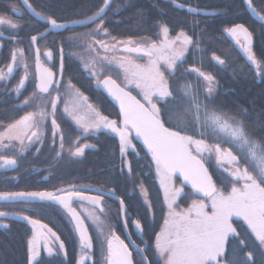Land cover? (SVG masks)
<instances>
[{
	"label": "snow or ice",
	"instance_id": "1",
	"mask_svg": "<svg viewBox=\"0 0 264 264\" xmlns=\"http://www.w3.org/2000/svg\"><path fill=\"white\" fill-rule=\"evenodd\" d=\"M22 3L32 16L46 23L44 32L39 34L44 38L46 34L61 29L69 28L66 23L50 15H43L36 11L29 0H22ZM111 0H103V5L93 15L85 20L73 22L81 25L96 24L93 31L85 34H73L69 36L68 44L70 46H80L78 42L90 41L86 48L90 52H96L97 55L85 63V70L89 71L92 77L97 79L98 85H103L108 95L119 105V119L110 120L102 115L91 104L87 103L88 98L83 96L78 90L74 95V103L65 105L64 112L68 113L82 129L83 134H94L100 130H106L119 137L120 154L122 158L128 155V150L136 152L133 143V136L140 140L147 153L151 155V161L155 165L156 176L159 178L161 188L164 192L165 203L168 208L161 230L156 233L152 248L156 256L163 264H256V258L252 251L246 252V259H239L235 252L229 255L228 246L233 240L238 242L239 246L247 247L248 241L237 231V227L246 225V232L250 233L257 242L261 264H264V139L254 137L247 130L243 119H237L235 114L225 112L215 103L217 87L214 75L207 74L198 68H191L187 71L198 73L199 77L205 82L203 92L201 93V84L199 80L193 85L186 82L180 85L179 98L174 91L165 71L175 76L181 64L184 62L185 51L189 45L195 44L199 51V41H194L193 37L181 30L175 38H169V27L166 24H160V36L163 38L159 42L133 44L129 39L126 42L117 41L112 37V42L106 41L109 36L108 29L104 26L103 14L110 6ZM172 3L179 8L183 4H177V0ZM246 10L254 15L259 21L264 22V9H258L253 0H243ZM196 8L188 7L189 13H196ZM12 12L16 15H22L17 8ZM99 20V23L96 21ZM0 25H8L13 31L18 30L19 25L4 16H0ZM225 31L233 38L235 43L243 50L249 64L256 69L258 76H264V62L259 60L252 50V33L243 24L237 23ZM4 34L0 31V37ZM7 39H15L9 36ZM38 36L31 37V43L35 47V65H36V83L35 90L31 96L25 98L18 109L23 110L24 106L35 105V111H26L19 120L9 125L3 132H0V147L15 148L12 143L17 141L20 148L17 151L20 154L33 143V138L40 139L43 135L41 125L51 116L53 137L60 130L56 120L58 111V102L60 100L59 87L61 80L53 78L54 74L41 63V51L37 45ZM121 45L120 51L126 53H136L148 58L147 64L137 63L135 60L120 56L119 58H109L107 55H99L98 48L107 53L110 49L115 50L117 45ZM63 53V47H61ZM43 55L52 58L50 50L44 51ZM213 60L221 66L225 60L213 55ZM29 58L26 57L24 49L14 47L10 53V62L5 68H0V81L7 82L14 75L19 66H23L24 75L15 86L14 91L22 94L21 90L25 87V81L29 76ZM116 62L119 69L124 74V79L128 85H134L139 89L142 99H138L131 91L126 90L117 81L110 76L103 80L99 79L96 71L98 63L103 71V62L109 65ZM180 62L178 64L177 62ZM53 85H57L53 88ZM74 86L71 81L67 85V90L71 93ZM52 91H57L56 96H52ZM201 95L204 100H201ZM83 101L84 103H79ZM51 112L48 111V106ZM86 105V107H85ZM167 107V113L163 109ZM183 108L184 114L179 115V109ZM83 111V114H80ZM241 114H246V109L239 110ZM167 114L168 120L163 116ZM176 120L174 126L172 121ZM191 127V131L189 128ZM264 128V125H261ZM30 132V134H29ZM209 136L212 140L209 141ZM25 139L28 144L25 143ZM61 149H63V136L61 135ZM79 139V137H77ZM7 141V143H5ZM87 144H78L73 142L69 151L72 156H82ZM39 151V149H37ZM211 156L214 152L216 162L220 168L227 173L230 178L231 190L225 194V191L218 189L205 166L204 153ZM61 156L60 152L56 153ZM137 155L139 153L137 152ZM16 159L0 155V167L15 166ZM227 164L228 167L224 168ZM127 167L131 174V167L128 163H123L121 172ZM178 174V176H177ZM174 178H176L174 180ZM180 182V186H176ZM186 185H190L191 193H185ZM141 194L147 202V192L143 185L140 186ZM95 195L85 196L83 189L72 186L64 197L54 195L52 192H0V202H23L33 204L36 202L53 201L61 205L71 217L74 223L75 232L79 236V247L81 249L80 258L76 264H85L90 259V253L93 249L92 238L88 235V228L85 227V221L81 218V213L72 207L73 197L80 201H87L98 209V214L86 212L85 215L96 225L98 233V243L104 253L105 264H133L129 245L120 239L111 225L106 227L109 231H104L105 206L102 201L104 193L100 189L95 190ZM109 196L115 193L109 190ZM184 195L192 197L191 204L186 209H180L177 203L178 198ZM202 197V198H201ZM43 207L42 203L37 204ZM120 212L127 216L125 201L120 200ZM10 215L23 219L33 225V237L28 241V264H34L40 255L41 240L44 241V251L49 256L53 255V248L49 246L48 237L36 231L37 220L29 216H20L16 213L0 211V217ZM106 218V217H105ZM233 218H236L235 220ZM242 221L240 225L238 222ZM135 228L142 232V226L139 221H133ZM237 224V227H234ZM127 226V225H126ZM41 227H46L42 225ZM0 228H8L7 224H0ZM51 236L56 233L51 228L47 229ZM130 239V237H129ZM106 246V251H105ZM133 246H135L133 242ZM64 244H59V252L64 251ZM137 251L146 253L147 248H139ZM144 264H152L150 257H142Z\"/></svg>",
	"mask_w": 264,
	"mask_h": 264
},
{
	"label": "trees",
	"instance_id": "2",
	"mask_svg": "<svg viewBox=\"0 0 264 264\" xmlns=\"http://www.w3.org/2000/svg\"><path fill=\"white\" fill-rule=\"evenodd\" d=\"M63 1L64 5L65 2L69 0ZM84 1L87 5V3H90L92 0ZM203 1H207L209 5H213L217 0H177V4L184 5L183 8H179L174 5L172 3V0H112V5L107 9L106 13L103 16L105 22L104 26L108 29V32H110V34L115 35L117 39H131L134 43H142V39L145 38H152L156 40L157 36L160 34V24H166L169 27V33L172 36L177 32L183 30L188 35L192 36L194 41L198 40L199 51L197 50V46L195 44L188 46V64L190 66H194L195 68L200 69L201 71L207 74L214 75L217 87L215 101L218 99L216 105L220 106L225 112L235 114L237 119H243L247 130L252 133L254 137L264 139V128L261 127V125H264V76H260L258 81H256L255 79H249L253 83L252 86L238 85L240 84L239 82L244 81L249 76V62L247 61L244 65H240V60H238V67H236L235 62L233 60V57H235V51L227 57H225L223 54L217 56L215 55V53L218 54L220 49H222L220 42L219 45L215 48L212 47V44H209V41H211L212 43L214 39L216 40L217 38L213 34V32H211V27L208 25V21L210 20L214 24V21L218 20L222 26L221 28H216L215 30L219 32L220 39H223V37L226 39V31H224V27H229L236 23H244L243 21H241V18L248 16V11L246 10L245 4L243 3V0H239L238 7L235 8L233 5H231L233 0H222V10L220 12L212 13L213 11L210 12L209 8H205L203 10L208 9V14H202L199 13V10H202L199 4ZM29 2L37 11L41 12L43 15H50L60 22L64 20L69 21L82 19L87 15L94 13L96 10L98 11L99 9V7L94 10H91L92 8H89L85 11L87 13H67L63 12L60 9L59 4L56 7H53L52 9L48 10L41 6V0H29ZM263 2L264 0H253L254 5L258 9H264ZM189 6L192 8H196L198 11L196 13H189ZM13 8L19 9L22 15L18 16L13 13ZM0 16H4L19 25L18 30L15 31L10 29L8 25H0V29L4 33V35L8 32H12V36L16 35L22 40L26 38L24 34L27 35V37L33 36L42 32L46 27L45 23L35 20L28 12H26L19 0H0ZM96 23H99V20ZM95 27L96 24H91L89 27L69 28L68 31H70L71 33H78L79 31L90 32L93 31ZM259 27V30L250 27L249 29L251 30V33L254 38L253 49L259 55H257V58L264 62V35L261 33V31H264V26L259 25ZM49 37L50 36H47L41 40L42 45L39 41V45L41 48L48 47L47 45H45V42ZM68 37H66V43H64L66 52L70 51L69 54H72L73 56H78L80 55V48L87 50V44H83L84 47H78L76 45L70 46L68 44ZM226 40L227 42H229L228 39ZM2 45L3 46L0 51V68H5L4 66L8 62H10V53L14 46L12 44L11 39L3 41ZM26 46L28 52L25 51V55L27 56V54H30L31 51L30 47L28 45ZM93 55L94 53L89 51V54L87 55L88 59L86 62H88L90 60V57H92ZM208 55H215L220 59L225 60V64L221 66L215 60L205 61L204 59L199 62L200 59L205 58ZM85 63H80V67L78 66V64H76L75 67L86 74L87 71L85 70ZM178 64H180V62H178ZM216 68L221 69L222 75L216 73ZM96 70L99 71L97 67ZM107 72L108 71H106V73L104 74H107ZM228 77L232 78L230 80L234 82L236 86L232 91H227V93L224 94L223 91L226 90L227 80H229ZM198 80L201 84V88H203V85L205 83L203 81V78L199 77L198 74L194 72H188L185 79L182 78L177 79L175 81L177 84H180V82L188 81L195 85ZM8 86L10 87V81H0V127L9 126L10 123L14 122L15 119L19 117L20 113L19 109L14 110L12 108V103L8 99L9 96L2 95L3 88H7ZM127 88L132 90L134 93L136 92L135 88L133 87L129 86ZM221 95L225 96L220 97ZM240 109H246L247 116L246 114H241V112L239 111ZM208 140L211 141L212 138L209 137ZM133 143L136 147V152H133L131 149H129L127 156L129 160V165L131 167V172H133L135 177L137 178L142 173H145L146 169L148 168H138V166L134 164L133 160L140 154L143 155L148 161L150 166V168H148L149 170H155V167H153L152 162L150 161L143 147L137 145L134 139ZM137 152L139 153V155H137ZM204 158L205 164L207 165L211 175L213 176L218 186V189L225 191V193L229 192L232 186L230 183V178H228L227 173L224 172L217 164L215 153L213 152L210 156L209 153L205 152ZM17 162L19 165L18 167H26L23 166L22 161H20L19 159L17 160ZM34 162L35 161L30 160L29 165H33ZM227 167L228 165L225 164L224 168ZM22 175V173H19L18 177L20 178L22 177ZM20 182L21 181H18V186L21 185ZM178 183L180 184V182ZM8 186L9 183L7 180L4 181L3 179L2 181H0L1 192L12 191L10 186ZM36 186V184H28L29 189L35 188ZM17 188L23 189V185L22 187ZM185 190L187 191V193H191V190ZM149 191L153 192V190L151 189H149ZM37 204L39 203L31 205L36 207L41 212L48 211V216L49 218H51V207L49 205L46 206L45 203H42L45 206L38 207ZM183 205H186L185 201H183ZM24 206V203H0V211H21L24 213L26 212L24 210ZM26 213L33 217L34 220L36 219L38 221L46 223L53 229L55 227L59 228L60 232L63 233V236L66 237V241L63 242L65 245L67 262H64V264H75L72 258H74L75 254L78 253V245L73 237L72 232L68 229L66 230L63 227L62 223L64 219L61 216L57 215L56 212V222L54 220L52 222L51 219L46 218L40 212ZM5 222L8 225V228H0V246L7 242H14V245L10 247V245H12L10 244L8 245V247H6V249L0 251V264H19V262L21 263V260L23 259V257L19 256L20 251L25 248L26 244L28 243L31 237V233L25 226V224L15 222L13 223L12 221ZM237 231L243 238L248 241V246H239L238 242L233 240L232 243L228 246L229 255L235 252L237 257L243 260L246 259V252L252 251L256 258V264H261L262 257L260 256V251L257 242H255V238L251 236L250 233L246 232V225H243L242 227H237ZM68 234H71V236H68ZM2 256L4 257L3 259ZM59 258L60 257H58V255H54L52 257L42 256L39 259L40 262L37 264H60Z\"/></svg>",
	"mask_w": 264,
	"mask_h": 264
},
{
	"label": "flooded vegetation",
	"instance_id": "3",
	"mask_svg": "<svg viewBox=\"0 0 264 264\" xmlns=\"http://www.w3.org/2000/svg\"><path fill=\"white\" fill-rule=\"evenodd\" d=\"M80 33V32H78ZM78 33H72L77 34ZM88 33V32H86ZM85 34V33H81ZM37 35V34H36ZM71 34L63 33L60 34V32H50L46 36H50L46 40V44L51 52L54 53H61L58 50L56 51L55 48L62 47V45L66 42V37L70 36ZM15 39H11L12 44L14 47L21 46L22 49H26V45L28 44L31 46L32 53H33V45L31 43V37L24 34L26 37L24 40H22L20 37L13 35ZM41 38L38 39V42ZM129 39H117V41L126 42ZM107 42L111 43L112 40L106 39ZM90 41H83L78 42L81 47H84L83 44H88ZM38 46V45H37ZM121 45H117V48L115 50L110 49L107 53H104L102 49L98 48L99 55H107L109 58H119L120 56H123L125 53L120 51ZM80 55L73 56L72 54H64L66 51L61 54L63 55H57L56 59L61 60L62 62L72 65L78 64L80 67V63H85L88 59L87 55L89 54V51L80 48ZM41 53L42 50H40ZM94 56L97 55L96 52H93ZM34 55V54H33ZM35 56V55H34ZM90 57V59L92 58ZM43 60V59H42ZM115 66V67H114ZM117 64L115 61L111 65H109L107 62H103V71H101V65L100 63L97 64V68L99 71H97L98 75L101 76V79L105 77L106 71H109L111 69L116 68ZM50 71L54 69V65H49L47 67ZM164 70V69H162ZM165 71V70H164ZM74 72V73H73ZM66 73L62 76H58L57 78L61 80L62 78V85L59 87V96L60 100L58 102V111L56 113V120L57 124L59 125L60 130L64 134H62L63 138L67 140L68 143L73 142H79L82 144L90 143L93 145V149L90 150H84V154L78 158V160H75L71 166H68L67 168H62L54 163V159L57 152H64L67 153L68 149L66 146L61 149L60 144L58 143V137L59 135H55V140L49 144V137H53V132L51 131V116L49 115L48 118L44 121V123L41 125V131L43 132L42 137L44 138V141L42 142V145H37L35 141L33 140V143L25 150V158L22 161L23 166L29 167L32 170H35L39 168V166L46 165L47 173L41 174V175H34L33 171L28 173H22V177H18L19 173H7L4 177V181H8L10 188L12 189V192H20V191H46V192H53L54 190L58 189L56 188V183H63L64 187L67 188V192L70 191L72 186H75L77 188L83 189L85 196L95 195V190L100 189L102 193H104V199L102 201L103 205L105 206V216H102V219L104 220V231L107 233L109 229L106 227L107 225H111L112 230L116 232V234L120 237V239L124 240L126 244L129 245V251L131 253V258L133 261V264H144V261L142 260V257L144 255H147L150 257V260L152 264H163L162 261H160L159 257L155 255L154 250L152 248V244L155 240L156 233L159 232V229L162 226V223L164 222V216H165V209H163L162 201H163V195L161 192V187H159L158 190L150 192L149 188H144L147 192V202L145 201V197L140 193H137L135 195H127L126 189L129 186V183L127 182V179L122 175L124 172H127L125 169L128 170L127 167H124L123 172H121V168L123 163H128V156L125 158L120 157L119 159H115V163L113 164V167H110V158L113 153L112 148V141H115L116 146H120L119 144V137L116 136L113 133H110L106 130H100L94 134H87L83 136L82 138L76 139L74 136L77 134L76 130L72 128L73 122L64 114L63 110L65 108V105L69 104V101L65 98L63 93L61 92V89L63 87L67 88V85L69 81H71L74 88L72 89L71 93L75 94L76 90H78L80 93L83 94V96H86L88 98L87 103L91 104L96 110L102 114L107 116L110 120H113V110L110 106V102L106 99V95L101 91V88L98 84H96L93 80H87L89 85V89H83L81 85L79 84L80 80H84L83 78L89 77V73H84L80 69L77 68L76 71ZM166 73V71H165ZM22 77V72L15 71L14 75L9 78L8 81H10V87L15 88V86L19 83L20 78ZM118 80V79H116ZM121 86H124L126 88V85L123 83V81H117ZM184 84V82H180V84H177L176 81H171L170 85L172 89L175 91H178L180 85ZM35 86L32 83V81H27L25 83V87L21 90L22 94L14 95V97L11 98L12 107L17 108L18 106L22 105V102L25 100V98L31 96L33 93ZM87 94H90L88 96ZM57 91L52 94V96H56ZM137 97L139 99L140 96L137 94ZM34 105V104H33ZM31 106H24L23 110H20L18 119H15L16 121L19 120L23 115H25L26 111H35L36 108ZM167 107L163 109L165 113H167ZM51 112V111H49ZM179 115L184 114L183 108L179 109ZM163 119L165 121L168 120V115L165 114L163 116ZM16 121L12 122L11 124L15 123ZM177 121L173 120L172 124H166V126H174ZM10 124V125H11ZM191 127L189 128V131H191ZM105 140L108 143L107 148H101V142ZM25 143L28 144V141L25 139ZM15 144H18L15 141ZM39 149V151H37ZM86 149V148H85ZM147 153V152H146ZM3 155L7 156L8 158L18 159V157L12 156L11 153H4ZM148 157L151 158V155L147 154ZM30 160L35 161L33 165L30 164ZM17 161V160H16ZM152 162V161H151ZM153 163V162H152ZM143 166H138V168H142ZM148 167V166H147ZM145 167V168H147ZM74 168L79 174V178H76L75 180H72L70 177V171ZM84 168H90L91 172L89 175H85L83 172ZM150 168V166L148 167ZM116 173L117 175H121V182L114 185V187L109 188L108 186H104L101 183H108L111 182V179L109 174L110 173ZM150 171H146L145 173H149ZM18 181H21V185H17ZM141 180L138 179L136 182H140ZM36 184V188L29 189L28 184ZM17 188V187H22ZM8 186V187H9ZM109 190L114 191V196H109L107 193ZM66 192V193H67ZM65 193V194H66ZM123 199L125 201V209L127 212V216L122 214L120 212V200ZM76 204V203H75ZM78 207L85 209L90 212H94L98 214V209H94L91 204H89L87 201L85 203H80L77 205ZM30 206H24V210L28 211ZM162 209V210H161ZM27 214V213H24ZM106 217V218H105ZM133 221H139L143 231L140 232L135 228V225L133 224ZM63 227L67 230H70L67 222L63 221ZM91 223L88 225V230L90 231L92 237L94 236V233L96 234V237H98V234L96 233L97 230H93L92 227H90ZM127 225V226H126ZM71 231V230H70ZM94 231V232H93ZM130 237V239H129ZM94 247L93 252L98 251L100 245L98 243V240L92 238ZM133 242L135 246H133ZM137 246L139 248H147L148 251L146 253H141L137 251ZM106 247V246H105ZM106 251V250H105ZM91 253V254H92ZM91 256V255H90ZM85 264H105V259L102 258V260H99L98 255L92 254V257L88 260H86Z\"/></svg>",
	"mask_w": 264,
	"mask_h": 264
},
{
	"label": "bare ground",
	"instance_id": "4",
	"mask_svg": "<svg viewBox=\"0 0 264 264\" xmlns=\"http://www.w3.org/2000/svg\"><path fill=\"white\" fill-rule=\"evenodd\" d=\"M135 1H142V0H135ZM63 2H64L63 0H60V1H57V0H41L40 3H41V6L42 7L46 8L48 10L52 9L53 7H56L59 4L60 9L63 12H67V13H72V12L73 13H76V12L87 13V12H85L87 9L92 8L91 10H94V9H97L98 7L100 8L103 5V0H92L90 3H87V5H86V2L84 0L83 1H79V0H69V1L65 2L64 5H63ZM238 4H239V0H233V2H232L231 5H233L235 8H237L238 7ZM111 5H112V3L110 4V6ZM221 5H222V0H217L213 5H209L207 3V1L200 2L199 6H200V8L202 10H199V13L208 14V11H207L208 9L203 10L205 8H209L210 9V12L213 11L212 13H214V12H220L222 10L221 9ZM263 7H264V2H263ZM94 13H92L90 15H87L86 17H84L82 19H78V20H74V21H77L78 22V21L85 20L87 17L93 15ZM247 14H248V16H246L244 18H241V21H243L244 23H240V24H243L248 29L250 27V28H256L258 30L260 28L259 25L260 26H264V22L259 21L250 12H248ZM69 21L70 22H73V20H69ZM58 22H60V21H58ZM67 22H68V20L67 21L64 20L61 23H67ZM90 25L91 24H89V25H81V24H78L77 23V25L74 26V28L89 27ZM208 25L211 27V32H213V34L218 39V40L217 39L216 40L214 39V41L212 43H211V41H209L210 42L209 44H212V47L215 48L216 46L219 45V42H220V44L222 46V49H220L219 53L218 54L215 53V55L218 56L220 54H223L225 57H227V56H230L235 51V57H233V60L235 62L236 67H238L237 66L238 60H240V65H244L247 62L246 56H245L243 50L241 49V47L235 43V41L233 40V38L231 36H229L227 32H225V37H226V39L229 40V42H227V40L224 37H223V39H220L219 32L215 30L216 28H221L222 25L220 24V22L218 20H216V21H214V24H213V22H211L209 20L208 21ZM232 26H229V27H232ZM229 27H224V31H225L226 28H229ZM68 30H69L68 28L67 29H61L59 32H60V34H63L65 32V33H68V34L73 35ZM249 31L251 32L250 29H249ZM79 32L80 33H78V34L86 33V31H84V32L79 31ZM108 33H109V36L106 37L105 39H109L110 40L112 37H115L116 38L115 35L110 34V32H108ZM177 33L173 35L174 36L173 38L176 37ZM261 33L264 35V31L263 32L261 31ZM12 34H13L12 32H10V33L8 32L5 35H3L2 37H0V51H1V48H2L3 41L9 40V39H7V37L12 36ZM159 37H160V34L157 36L156 39H158ZM42 39L43 38L40 39L41 45H42V41H41ZM116 40H117V38H116ZM143 43H144V41L142 43H134L133 42V44H136V45L143 44ZM253 44H254V38L252 37V50L255 53L256 57H257L258 54H257V52L254 51ZM37 45L40 48V50H42V48L40 47L39 43ZM62 47H63V51L65 52L66 51L65 44H63ZM46 50H50V49L49 48H45V49L42 50V52L44 53V51H46ZM55 50L56 51L58 50L59 52H61V47H59V48L56 47ZM27 52H28V50H27ZM69 52L70 51H68V52H66L64 54H68ZM43 53H41V63L43 65V67H48L49 65H52V66L54 65V69L52 70V72L54 74V76H53L54 79L59 80L57 77L58 76H62L63 73L66 74V73L73 72V71H76L77 70V68L74 65H72V64H69L68 65L67 63L62 62L61 60H57L56 59V54L57 53L52 52L53 55H52V58L51 59H49L48 57H45L43 55ZM123 53H125L123 56L128 57V58H131V59H134V58L148 59L147 57H144L142 55H138L136 53H126V52H123ZM58 54L59 55H63L61 53H58ZM26 57L29 58V61H28L29 69L28 70H29V73L30 74H29L28 78L26 79L25 83L27 81H32V83L35 86V83H36V79H35V75H36L35 56L34 55L27 54ZM187 58H188V50L185 51L184 57L182 58V60L184 62L179 67V69L176 72L175 76H172L170 73H168L167 70L164 69V66L163 65L161 66V68L166 71V73H165L166 74V79H168L169 82L174 81V80H177V79H182V78L185 79V77L187 76V73L190 72V71H187V70H189V69H191V68L194 67V66H190L188 64V59ZM203 59L205 61H208V60L214 61L212 55H208L205 58L200 59L199 62H201ZM5 71H6V67H5ZM15 71L22 72V76L24 75V68H23L22 65L19 66ZM87 73H89V75H91L90 74V71H87ZM122 73L123 72L119 69V67L116 66V68L109 70L107 72V74H105V77L110 76L113 79H117L118 77H120L122 75ZM216 73H218L219 75H222L221 69L220 68H216ZM98 76H99V79L100 80H103V79H101V76L100 75H98ZM259 77L260 76L257 75L256 69L250 65L249 66V76H248V78H246L242 82H239L240 84H238V85H240V86L241 85H244V86H252L253 83L250 80L255 79L256 81H258ZM228 78H229V80H227L226 90L223 91L224 94L227 93V91L228 92L229 91H232L235 88V86H236V84L230 80L232 78L231 77H228ZM83 79L84 80H80L79 81V84L81 85V87L83 89H86V90L89 89V85L90 84H88V82H86L87 80H89V81L90 80H93L97 84V79L95 77L90 76V77H85ZM186 82H188V81H186ZM186 82H184V84ZM52 87L53 88H56L57 85H53ZM99 87L101 88V85H99ZM34 90H35V88H34ZM34 90H33V92H34ZM200 91L202 93L203 92V88H201ZM54 92L55 91H52V94H54ZM61 92L63 93V95L65 96V98L69 101V104L71 106L75 102L74 101V95L75 94L69 93V91L65 87H63L61 89ZM176 92H177V96L179 98V91H176ZM2 95L9 96L8 99L11 101V98L14 97V95H19V94H17V92L14 91V88L8 86L7 88L6 87L3 88ZM87 95L90 96V94H87ZM139 96L142 99V97H141L140 94H139ZM223 96H225V95H221L220 97H223ZM106 99L110 102L109 104L112 107V110H113V120H118L119 119V107L116 105V103L114 101H112L111 97H108L107 96ZM200 99L201 100H204V96L201 95ZM217 100L215 101V103L217 102ZM79 103L83 104L84 102L83 101H80ZM33 107L36 108L35 105H33ZM85 107H86V105H85ZM12 108L14 110L15 109H18V107L17 108L12 107ZM48 111H51L50 105L48 106ZM97 111H98V109H97ZM63 112H64V110H63ZM64 114L73 122V125L74 126H72V128H74L76 130V133H77L74 136V138L77 139V137L82 138L83 136H85V134H83L82 129H80L78 127V125L76 124L75 120L70 115H68V113L64 112ZM80 114H83V111H81ZM246 116H247V114H246ZM50 123H51V121H50ZM51 131L53 132V130H52V124H51ZM29 134H30V132H29ZM62 134H64L62 132V130H59L56 133V135H59V137H58V143L60 145H61V139H60V137H61ZM132 136H133V139H135V141H136L137 139L135 138L134 134H132ZM33 140L35 141V143L37 145L40 146V145H42V142L44 141V138L41 135L39 140H36L35 138H33ZM54 140H55L54 137H52V138L49 137V144H51ZM5 142H7V141H5ZM12 143L15 144V141H13ZM76 143L82 144V143H79V142H76ZM63 144H64V146L67 147L68 152L67 153L60 152L61 153V156L60 157H57V155H56L55 156L56 159H54L55 160L54 163L64 169V168H67L68 166H71L73 164V162L75 160H78V158L80 156L77 157V156H72L70 154L69 149L73 145V143H68L66 139H63ZM86 144L87 145H91L92 147H87L85 150L93 149V145L92 144H90V143H86ZM15 145H16V147L15 148H12L11 150H9L8 153H11V154H13L12 156L18 157V158H20V160H23L25 158L24 157L25 156L24 155L25 154V151L23 152V154H20L17 151V149L20 148L19 143L18 144H15ZM104 147L105 148L108 147V143L105 140H103L101 142V148H104ZM112 148H113V153H112L111 158H110V162H111L110 163V167H113V164L115 163V159L117 160V159H119L121 157V154H120V146L119 147L116 146L115 141H112ZM4 152H7V151L0 149V153H4ZM133 162H134V164L136 166H143V167H147L148 166L149 167L148 161L141 154L138 157H136L133 160ZM125 170L127 172H124L122 175L125 177V179H127V182L129 183V186L126 189L127 195H135L137 193H140L141 191H140V187L139 186L141 184L143 185V188H148L149 187V189H151L153 191L158 190L159 187L161 186L160 185V182H159V178L156 176L155 170H152V169L149 170L147 168L146 171L148 170L150 172L148 174L147 173H142L139 176V179L141 181L138 182V183L136 182V180L138 179V177L136 178L133 172H131V174H129V170H127V169H125ZM32 171H33L34 175L46 174L47 173L46 165L39 166V168H37L35 170H32L29 167H22V168L21 167H15V166L0 167V181H2L4 179V177H5V175L7 173H11V172L12 173H28V172L30 173ZM83 172H84L85 175H89L90 172H91V169L90 168H84L83 169ZM109 176H110V178H112L111 179V182L101 183L102 185L108 186L109 188H112L116 184V181H118L117 183H120L121 182V175H117L116 173L112 172V173L109 174ZM70 177H71L72 180H75L76 178H79L80 176H79L78 172L76 171V169L72 168L71 171H70ZM174 179H176V178H174ZM57 187H58V189H56V190H54L52 192L54 195L60 196V195H63V194H65L67 192V188L64 187V184L63 183H61V182L56 183V188ZM70 189H72V188H70ZM64 196H62V197H64ZM8 203H11V202H8ZM36 203H45L46 206L49 205L51 207L50 209H52V211H50V217L51 218H49V216H48V213H49L48 211L41 212V211H39L34 206H31L29 208V210L26 211V212H29V213L30 212H35V213L36 212H40L46 218L51 219L52 222H53V220L56 222V219H55V212H56L57 215L61 216L64 219V221L67 222V224H68V226H69V228H70V230H71V232L73 234V237H74V239H75V241H76V243L78 245L77 246L78 253L75 254V257L74 258H72V260H74V263L76 264L77 260L80 258L81 249L79 247V236L75 232L74 223L71 222V217L68 215L67 211L61 205H59V204H57V203H55L53 201L36 202ZM80 203H85V201H80V200H77L75 197H73L72 207H74L78 212L81 213V218L85 221V227L88 228V225L91 223L90 227H92V229L96 231V225H94L92 223V221L88 218V216L84 214V213L90 212V211H87L85 209H82V208L78 207L77 205L80 204ZM33 204H35V203H33ZM4 211H7V210H4ZM7 212H9V213H16V214H19L20 216L27 215V214L22 213L21 211H7ZM167 212H168V210H167ZM2 218L9 219V220H14V219L9 218V217H2ZM19 221L23 222L25 224V226L28 228V230L31 233V237H30V239H31L33 237V234H34L33 228L29 224H27V222H24L22 220H19ZM0 224H6V223L4 221H0ZM38 224H39L40 227L42 225H44V224H42L40 222ZM49 227L53 230V232L56 233V236L59 237V240H57L56 237L51 236L50 233L47 232L48 227H41L42 228V231L44 232L43 234H45L48 237L49 246L53 248V255L49 256L48 253L46 251H44V247H43L44 241L41 240L40 255L37 257V259L34 262V264L39 263L40 262L39 259L42 256L52 257L54 255L55 256L58 255V257H60L59 258L60 264H64V262H67L66 252L65 251L59 252V244H60L61 241L62 242L63 241H66V237L63 236V233L60 232V230H59L58 227H55L54 229L51 226H49ZM3 229H5V228H3ZM88 235L91 238H93L92 235L90 234V231H88ZM68 236H71V234H68ZM10 244H12V245H10ZM8 245H10V247H11V246L14 245V242L13 243H11V242L8 243L7 242V243L3 244L2 246H0V251H2L3 249H6V247H8ZM93 247H94V244H93ZM105 250H106V247H105ZM92 252H93V249H92L91 253ZM91 253H90L91 257H92V254H94V255H98L99 260L100 259L102 260V258L104 259V253L102 252V250H101L100 247H99L98 251H94V253H92V254ZM19 256L23 257V259L21 260V263L19 262V264H28V243L26 244L25 248L22 251H20V255ZM3 258L4 257L2 256V259ZM85 263H86V261H85Z\"/></svg>",
	"mask_w": 264,
	"mask_h": 264
},
{
	"label": "water",
	"instance_id": "5",
	"mask_svg": "<svg viewBox=\"0 0 264 264\" xmlns=\"http://www.w3.org/2000/svg\"><path fill=\"white\" fill-rule=\"evenodd\" d=\"M20 2L22 3V0H20ZM111 2H112V0H111ZM111 4V3H110ZM22 5H23V3H22ZM23 7H24V5H23ZM24 9H25V7H24ZM26 10V9H25ZM27 11V10H26ZM107 11V9L105 10V12ZM30 14V13H29ZM105 14V13H104ZM103 14V15H104ZM31 15V14H30ZM32 16V15H31ZM34 17V16H33ZM36 20H39L38 18H36V17H34ZM40 21V20H39ZM42 22H44V21H42ZM73 22H77V21H73ZM73 22H70V21H68L66 24H68L69 25V28H73L74 26H76L77 25V23H73ZM60 30H57V31H55L56 33L57 32H59ZM38 36V38H40L39 37V34L37 35ZM34 47V46H33ZM34 52H35V47H34ZM101 89H102V91L104 92V94L106 95V96H108V97H110L109 95H108V93H107V91L103 88V85H101ZM133 95H134V93H132ZM112 99V98H111ZM112 101H114L113 99H112ZM115 103H116V105L119 107V105H118V103L116 102V101H114ZM134 134V133H133ZM134 136H135V134H134ZM137 141H138V143H140L142 146H143V144H142V142L140 141V140H138L137 139ZM210 174V173H209ZM177 176H178V174H177ZM214 181V180H213ZM186 187H188L189 189H191V187H190V185H186ZM7 217H9V218H12V219H14V220H17V221H19V220H22V221H24V222H27V221H25V220H23V219H20V218H16V216H14V215H10V216H7ZM27 224H29L28 222H27ZM32 228H33V225H31V224H29ZM36 231L37 232H41V233H44L43 231H42V228L39 226V224H37L36 225Z\"/></svg>",
	"mask_w": 264,
	"mask_h": 264
},
{
	"label": "rangeland",
	"instance_id": "6",
	"mask_svg": "<svg viewBox=\"0 0 264 264\" xmlns=\"http://www.w3.org/2000/svg\"><path fill=\"white\" fill-rule=\"evenodd\" d=\"M174 36H172L171 34H169V38L170 39H172ZM163 37L162 36H160L158 39H152V38H145V39H142V41H144V43H151V42H153V41H155V42H159V40L160 39H162ZM133 60H135L137 63H141V64H147V62H148V59H141V58H134ZM122 77H123V83L124 84H126L127 86H130V87H134L135 88V86L134 85H128L127 84V82L125 81V79H124V74L122 73ZM136 89V88H135ZM138 92L137 93H139L140 94V92H139V89H136ZM5 143H7V142H5ZM0 149H2V150H5V151H9V150H11L12 149V147H9V148H2V147H0ZM176 186L177 187H179L180 185H178V184H176ZM225 194H227V193H225ZM179 199V198H178ZM234 220L236 219V218H233ZM239 224H243V222L242 221H239L238 222ZM234 227H237L236 226V224H234ZM94 232V231H93ZM97 233V232H96ZM98 234V233H97ZM94 239H95V241H96V239H97V237H96V234L94 233Z\"/></svg>",
	"mask_w": 264,
	"mask_h": 264
}]
</instances>
